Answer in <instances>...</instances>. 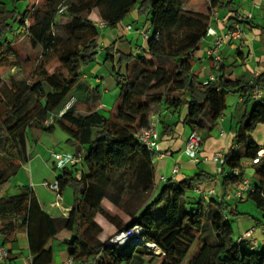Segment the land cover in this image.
Wrapping results in <instances>:
<instances>
[{"label": "trees", "instance_id": "obj_1", "mask_svg": "<svg viewBox=\"0 0 264 264\" xmlns=\"http://www.w3.org/2000/svg\"><path fill=\"white\" fill-rule=\"evenodd\" d=\"M39 1L40 7H30L19 17L0 2V66L17 55L12 48L14 40L8 39L15 24L28 36L32 49L40 52L30 76L0 78V193L30 162L29 134L34 130L53 134L60 129L68 136L69 146H80L86 154L83 162L60 170L56 180L61 197L68 188L75 196L68 217L48 215L31 187L0 198L4 241H14L25 232L31 264L53 263L49 245L61 232L71 235L64 244L77 264H144L155 259H160L159 264H183L197 240L210 230L213 239L204 235L191 264H264V247L253 249L249 241L231 238L228 219L238 213L229 202L186 201V192L209 180L208 175L201 172L181 182L168 179L155 199L154 155L137 138L140 131L150 128L158 110L172 115L186 108L183 125L191 134L197 130L204 141L203 133L212 132L228 110V96L241 94L244 103L233 117L236 147L225 154L223 165L229 173L222 175L225 194L245 177L243 163L258 159L264 147L252 141L251 134L264 124V102L253 100L252 93L264 87V72L252 84L229 80L220 73L215 81L204 82L193 72L194 55L207 36L211 12L223 0H205L206 4L196 9L186 6L191 0ZM203 6L208 9L205 13ZM62 7L65 9L60 12ZM135 9L147 18L152 33L139 53H122L121 63L127 60L129 64L125 75L119 72L116 76L119 99L115 110L105 117L99 109V87L92 89L83 77L84 70L99 58V23L115 29ZM94 14L98 20L92 18ZM105 51L106 60L114 62L119 50L112 45ZM53 61L60 69L50 73ZM72 100L73 105L60 117ZM52 117L53 124L47 126ZM160 122L164 134L176 128L163 119ZM259 162L252 165L256 178L251 182L253 191L241 202L252 200L264 217V159ZM235 169H241V177H232ZM174 188L180 194L177 205L171 203ZM104 200L131 221L125 224L104 208ZM159 204L165 208L156 215ZM98 214L116 227L112 237L139 226L141 240L125 250L110 245L112 237L102 241L103 228L95 221ZM148 244L152 250H156L152 245L157 246L162 254L157 257Z\"/></svg>", "mask_w": 264, "mask_h": 264}, {"label": "crops", "instance_id": "obj_2", "mask_svg": "<svg viewBox=\"0 0 264 264\" xmlns=\"http://www.w3.org/2000/svg\"><path fill=\"white\" fill-rule=\"evenodd\" d=\"M205 4L206 1L204 0L202 5ZM207 10L208 9L204 7L203 13L207 12ZM215 12L217 13L215 16L212 17L211 15L210 29L217 35H223L230 30L232 31L239 28L243 31V37L239 41H228L222 47L220 54L223 58V63L222 69L219 71L216 68L215 62L209 59L207 54L215 37L213 35H207L194 55L193 72L199 75L201 81L204 82L208 81L212 74H216L217 76L220 73L229 80H241L248 84L254 83L264 72V0H223L221 6L215 8L211 14ZM92 18L94 20L99 19L96 14H94ZM148 24L147 18L145 19L139 16L137 9L133 10L117 28L110 29L104 33V38H102L101 41L100 56H103L104 53L107 54L105 51L107 47L113 45L116 49L122 41L130 43V45L134 42H142L143 44L141 46H139V44L136 45L135 50L137 54L141 49L146 47L148 38H145V33L149 35L152 33V29ZM129 27H131L130 30L128 29ZM100 56L95 64L97 66L102 65L100 63ZM119 72L121 73V70H119ZM92 73L93 74H89L85 72L83 77L91 84L92 89L99 87L100 90V86H103L105 83V77L104 75L98 74L99 70L96 66L92 69ZM111 78L115 80L113 76ZM227 102L228 110L218 121L216 128L209 134L203 133L204 141L201 148L202 160L200 163L192 161L186 154L187 141L191 135L190 129L183 125L187 113L186 108L172 115L164 110L157 111L155 117L158 122V155L160 156L154 159V166L157 185L156 193L158 192V196L160 193L159 190H161L162 186L165 184L161 182L160 179L162 177L170 179L173 176V169L176 165L180 168V173L176 179L177 182L191 179L201 172L211 177L209 180L199 183L194 186L193 189L186 192V201L188 203L195 204L200 200V197L194 192V188L196 187L201 188L203 191L215 190L218 194L224 192L222 175L219 174L221 165L214 160V156L217 153H227L229 150L235 149L236 121L233 120V117L237 116L239 106L244 103L241 94H230ZM103 107V104H99L100 111L104 109ZM160 119L165 120L170 127H176L173 133L168 135L164 134ZM57 134V130L53 134L41 133L36 130L29 134L28 148L31 160L27 165L23 166L25 172L29 173V177L26 179L24 175L25 180L23 181L19 180L16 183H12L13 181H11L0 193V198L15 196L21 188L31 187L42 208L48 215L52 217L69 216L75 202L73 190L70 188L66 189L62 194V204L57 206L56 194L53 192L55 194V197H53L51 195L52 192L45 188L43 183H52L51 168L56 169L53 159V155L57 153L56 147L64 149L66 153H80L83 156H85L86 151L80 146L71 147L68 144L66 145L64 143L65 141L62 142L57 140L55 137H58ZM251 139L260 147H264V124L257 126L256 130L251 134ZM162 154L165 156L161 157ZM243 166V173L245 176L246 169L253 166L248 161H245ZM57 178L58 176L54 183H56ZM68 191L71 193V197L66 198ZM189 193L193 195L190 196ZM179 195L178 191L175 192L171 190L172 204L177 205L179 203ZM106 208L114 215H117L125 224L131 221L125 214H119L117 208H112L111 206H106ZM95 221L103 228V234L101 236L102 241H106L116 234V227L103 216H97ZM239 230L240 237L237 242H241L243 236L247 232L253 230V238L260 246L264 247V230L259 226L240 219ZM70 236L68 232H61L57 240L50 243L49 247L52 248L54 252V259L51 264H69V247L64 244V241L69 239ZM152 246H154L156 250L150 248L151 251L155 253L157 257L160 256L162 254L161 250L155 245ZM0 247L8 253L6 260L0 262V264H31L32 258L25 232L18 234L14 241L10 239L8 242L4 241L0 233ZM196 252H194L190 260L186 261V258L183 264H191ZM159 260L160 259H155L153 261L147 260L144 264H159Z\"/></svg>", "mask_w": 264, "mask_h": 264}, {"label": "rangeland", "instance_id": "obj_3", "mask_svg": "<svg viewBox=\"0 0 264 264\" xmlns=\"http://www.w3.org/2000/svg\"><path fill=\"white\" fill-rule=\"evenodd\" d=\"M0 2L4 3L6 5L7 10L14 12L15 16H17V17H19L20 14L24 13L28 8L31 9L33 6L40 7V5H41L39 0H32V1H28V0H23V1L0 0ZM202 3H204V0H191L189 3L187 2L186 6L187 7L189 6L191 8L196 9L197 7L201 8L200 5H202ZM13 26L14 27L11 30L12 32H9V34H8V39L14 40V41H12V43H13L12 48L17 55H15L13 58H8L6 60V62L4 63V65L0 66V78L4 79V81L9 80L10 76H12V75H14L15 77H18V78H25V77L30 76L32 73L33 67H34V61L40 54L39 51L32 49L28 36H26L25 33L21 31V29L16 27V24ZM109 30L110 29L107 27H101V39L104 38L103 37L104 33L106 31H109ZM138 44H139V46H141L143 43L142 42H140V43L134 42L132 45H130V43H128V42L126 43V42L122 41L119 43V45H118L119 47H117L119 50V53H115V61L114 62L110 61V60H106L107 54L104 53L103 56H100V54H99V56L101 57L100 63L102 65L97 66L94 64L92 66L93 68L96 66L99 70L98 74L104 75V77H105L104 85L100 86V93L102 96L100 104H103V106H104L103 107L104 109L101 110V114L105 117H109L111 115V113L115 110L116 105H117V101L119 99L120 89H119V86L117 85L116 76L119 73V70H121L122 75L126 74L127 64H129L127 60H124V63H121V61H120L121 55H122V53L127 54V55L136 54L137 51L135 50V48H136V45H138ZM2 48H4V47H2ZM29 59H32V60L28 61ZM92 67L85 68L84 71L89 73V74H93L92 73V69H93ZM59 69H60V64L57 61H53L48 67V71L50 73H54V72L58 71ZM112 76L115 78V80L111 78ZM80 110H84V108L81 107ZM57 133H58L57 134L58 137L55 136L56 139L60 140L62 142L65 141L64 143L67 145L66 139H68V136L63 131H61L60 129H57ZM56 149H57V153H66V151H64V149H61L59 147H56ZM69 152H72V151H69ZM33 156H34V154H33ZM249 163H251V162H249ZM24 169L25 168L21 169L19 174L14 179H12V181H13L12 183H16L19 180H22V181L25 180L24 175H25L26 179H28L29 173L25 172ZM254 173H255L254 167L247 168L246 173H245L246 177H244V178H246L252 182H255L256 178H255ZM60 174H61L60 170L51 168V176H52L51 182L54 183L56 177L59 176ZM173 190L175 192H177L176 188H174ZM19 192L20 191H18L17 194H19ZM192 193H189V195L192 196L193 195ZM51 195L53 197H55V194L53 192L51 193ZM69 197H71V193L68 191L66 194V198H69ZM154 198L155 199L158 198V192L155 193ZM102 205L104 206V208H106V206L107 207L111 206L112 208H116L109 200H104ZM230 205H231L232 209L236 210L238 213V215H236V216L235 215L229 216V219H228L230 222V225L232 227V231H233V235L231 238L233 239L234 242H237L239 237H240V230H239V220L240 219H243V221H246V222H251L254 225L256 224L262 230H264L263 214L257 208L256 204L252 200H246V201L240 202L237 204V206H236L235 202H231ZM164 208H165V204H159V206H157L155 211H154L155 214L159 215L160 212H162L164 210ZM119 214L122 215L123 213H121L119 211ZM97 216H102V215L98 214ZM210 233H211L210 230L205 232L203 234L202 238L197 240V242L194 244L193 248L191 249L189 255L187 256L186 261L190 260L192 255L194 254V252H196L197 249L201 246V244L203 243V239L205 238L204 235H206L209 240L213 239V236H212L213 234H210Z\"/></svg>", "mask_w": 264, "mask_h": 264}, {"label": "built area", "instance_id": "obj_4", "mask_svg": "<svg viewBox=\"0 0 264 264\" xmlns=\"http://www.w3.org/2000/svg\"><path fill=\"white\" fill-rule=\"evenodd\" d=\"M65 9V7H62L60 9V12H62ZM217 13H212V17L215 16ZM100 27H104L103 23H99ZM129 30L131 27L128 28ZM207 35H213L215 37L211 47L208 49V58L213 60L215 62L216 68L219 70L222 67L223 63V58L220 54L222 47L227 43L228 41H239L243 37V31L239 28H236L235 30H230L226 32L223 35H217L212 29H208ZM149 34L145 33V38H148ZM101 53V50H100ZM216 74H212L208 80L210 81H215L216 80ZM252 98L255 101H263L264 102V96H263V87L257 88L253 93H252ZM74 100H72L65 109L59 114L61 117L65 111H67L72 105H73ZM54 118H50L47 122L46 125L50 126L53 124ZM157 120L155 116H152L151 118V126L149 129H145L140 131L137 134L138 140L144 144L148 150L154 155V159L160 155L159 153V135L157 132ZM203 145V140L200 135V133L196 130L194 131L186 145V154L191 158L192 161L196 163L201 162V148ZM225 152L217 153L214 156V160L218 162L221 165V168L219 170L220 175H229V173L225 172L223 170V165L225 162ZM165 155H161V157H164ZM54 161H55V166L56 169L62 170L67 167H71L74 165H77L84 160V156L80 153L76 154H70V153H55L53 155ZM264 159V149H262L259 152L258 159L253 160L251 162V165H257L259 164L260 160ZM180 173V168L178 165H176L173 169V176L170 178L172 181H176L178 175ZM241 177L242 176V171L241 169H235L232 173V177ZM161 182H167L166 177H162ZM43 186L50 191L54 192L56 194L57 202L56 205L60 206L62 203V197L59 194V188L56 183L52 184L49 182L43 183ZM253 191V186L250 180L246 178H242V182L235 188L232 189L228 194H225L224 192L222 194H218L215 190H210V191H203L201 188H194V192L202 199L203 201L207 202L212 199H217L219 201H225V202H235L236 206L239 202H241L249 192ZM141 235H142V230L141 227L136 226L131 228L128 231L125 232H120L119 234L115 235L110 239L109 244L110 245H118L120 248L123 246H129L130 244L137 243L141 240ZM254 231L251 230L247 232L243 236V240H247L251 243V247L258 248L259 244L258 242L253 238ZM151 244H148L147 246L149 247ZM8 257V253L6 250H4L2 247H0V262L5 261L6 258ZM69 264H74V261L72 259H69Z\"/></svg>", "mask_w": 264, "mask_h": 264}, {"label": "water", "instance_id": "obj_5", "mask_svg": "<svg viewBox=\"0 0 264 264\" xmlns=\"http://www.w3.org/2000/svg\"><path fill=\"white\" fill-rule=\"evenodd\" d=\"M121 249H122V250H125V249H127V246H123Z\"/></svg>", "mask_w": 264, "mask_h": 264}, {"label": "bare ground", "instance_id": "obj_6", "mask_svg": "<svg viewBox=\"0 0 264 264\" xmlns=\"http://www.w3.org/2000/svg\"><path fill=\"white\" fill-rule=\"evenodd\" d=\"M149 248H150V246H149Z\"/></svg>", "mask_w": 264, "mask_h": 264}]
</instances>
